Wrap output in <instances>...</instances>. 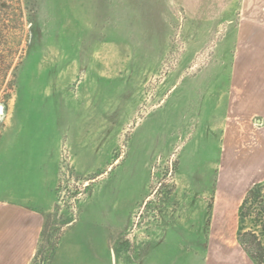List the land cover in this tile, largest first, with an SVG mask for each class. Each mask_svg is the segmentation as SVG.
<instances>
[{"label": "rangeland", "instance_id": "obj_1", "mask_svg": "<svg viewBox=\"0 0 264 264\" xmlns=\"http://www.w3.org/2000/svg\"><path fill=\"white\" fill-rule=\"evenodd\" d=\"M230 1L0 0V139L18 131L39 151L64 134L31 264H253L235 230L212 229L218 201L264 181V112L239 117L232 151L225 113L215 122L233 39L246 21L264 34V0Z\"/></svg>", "mask_w": 264, "mask_h": 264}, {"label": "crops", "instance_id": "obj_2", "mask_svg": "<svg viewBox=\"0 0 264 264\" xmlns=\"http://www.w3.org/2000/svg\"><path fill=\"white\" fill-rule=\"evenodd\" d=\"M253 1L246 0V9L249 2L252 7ZM225 6L233 8L232 3ZM247 24V21L242 24L238 39L237 36L233 39V42L241 43V62L238 65L235 63V66L232 63L230 79L226 85L230 91L228 95L221 94L216 97L215 103V109L218 111L216 124L220 122L222 112L225 113L224 144L227 151L243 146L248 136L246 130L240 128L242 123L239 117H245L248 113L264 112V66L258 67V59L263 57L264 60V34L261 36L257 25L250 30ZM249 32L252 37L246 40L245 35ZM235 73L239 74L240 80L234 78ZM234 87L245 88L240 101L235 104ZM62 136L56 147L45 146L39 151L32 140L29 141V148H22V134L18 131L12 133L9 130L0 139V264H31L36 256L46 225V212L56 205L55 190L58 183L57 170ZM236 197L231 195L226 202L216 203L212 219L213 231L216 232L217 227L235 230L237 236L238 211L244 198L241 203H237L239 199ZM189 212L190 217L184 220L191 228L192 225L199 224V211L190 209ZM179 222V218H176L170 237L171 241L176 243L180 242L182 237L185 238L183 234L182 237L179 234L186 232L180 229ZM160 232L163 233V230Z\"/></svg>", "mask_w": 264, "mask_h": 264}, {"label": "trees", "instance_id": "obj_3", "mask_svg": "<svg viewBox=\"0 0 264 264\" xmlns=\"http://www.w3.org/2000/svg\"><path fill=\"white\" fill-rule=\"evenodd\" d=\"M4 46L0 43V56L6 52ZM11 64L4 57L0 59L3 73ZM237 241L253 264H264V181L246 193L239 207Z\"/></svg>", "mask_w": 264, "mask_h": 264}]
</instances>
